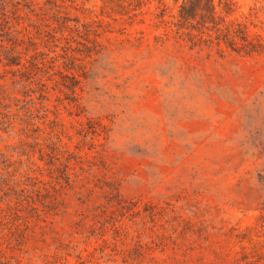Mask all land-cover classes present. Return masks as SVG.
<instances>
[{
    "label": "rangeland",
    "instance_id": "rangeland-1",
    "mask_svg": "<svg viewBox=\"0 0 264 264\" xmlns=\"http://www.w3.org/2000/svg\"><path fill=\"white\" fill-rule=\"evenodd\" d=\"M28 1L36 50L0 64V264H264V55L191 49L172 0L164 22Z\"/></svg>",
    "mask_w": 264,
    "mask_h": 264
},
{
    "label": "trees",
    "instance_id": "trees-1",
    "mask_svg": "<svg viewBox=\"0 0 264 264\" xmlns=\"http://www.w3.org/2000/svg\"><path fill=\"white\" fill-rule=\"evenodd\" d=\"M20 1L29 13L33 12L32 2L28 0H0V64L4 68H26L22 63L23 56L27 55L29 47L36 50V44L27 41L26 35L20 37L21 32L12 24V20L19 19ZM152 1L159 9L156 19L164 22L168 9L164 0ZM172 1L176 6L175 13L168 15L170 20L165 23L173 28L176 35L184 38L191 49L214 50L219 55L226 52L239 57L264 55V0H251L247 4H239L237 0ZM52 3L60 13L62 7L56 1ZM114 4L136 13L145 3L143 0H116ZM24 43H28V47L22 48ZM27 63L39 69L35 55L30 56ZM262 213L259 229L264 236V204Z\"/></svg>",
    "mask_w": 264,
    "mask_h": 264
}]
</instances>
